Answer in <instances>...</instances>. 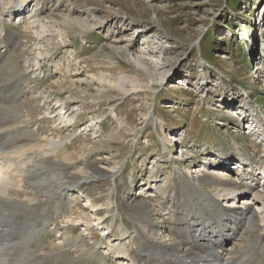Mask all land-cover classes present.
I'll return each mask as SVG.
<instances>
[{
    "label": "rangeland",
    "instance_id": "rangeland-1",
    "mask_svg": "<svg viewBox=\"0 0 264 264\" xmlns=\"http://www.w3.org/2000/svg\"><path fill=\"white\" fill-rule=\"evenodd\" d=\"M26 2L28 12L20 18L8 16L13 2L0 0V31L8 33L0 48L9 49H0V101H6V117L21 114L38 137L61 143L63 154L39 168L70 188L60 207L54 201L56 206L36 208L42 216L33 221L40 231L36 246L25 260L8 264H41L49 254H59L49 264H121L104 254L109 244L140 247L146 255L139 219L164 226L163 220L180 215L172 199L143 190L145 183V189L181 193L192 169L204 170L209 158L221 179L233 180L236 160L225 161V175L217 152L244 153L256 166L264 164V0ZM66 14L95 26L68 25ZM21 97H36L38 108L26 113L7 100ZM54 101L68 107L67 117L54 111ZM245 110L256 114L260 133L244 128ZM198 187L200 196L213 194L212 186ZM86 195L107 215L100 234L81 225L100 221L88 214L97 204L91 208ZM253 226L232 240L228 259L240 256L237 246H256L264 226ZM61 237L64 254L51 248L62 245ZM94 243L100 261L91 255ZM255 264H264L263 252Z\"/></svg>",
    "mask_w": 264,
    "mask_h": 264
},
{
    "label": "bare ground",
    "instance_id": "bare-ground-1",
    "mask_svg": "<svg viewBox=\"0 0 264 264\" xmlns=\"http://www.w3.org/2000/svg\"><path fill=\"white\" fill-rule=\"evenodd\" d=\"M10 1L13 2L14 7L13 11L8 14L9 17L13 14L20 17L28 12L26 0ZM6 2L7 0H2V3ZM63 21L68 25L81 28L95 26L92 20L83 21L67 14L63 16ZM6 22L8 21L4 24ZM7 34L6 30L0 31V37ZM0 61L1 64L3 60L0 59ZM133 63L136 64L134 59ZM12 99L7 100L13 101L17 108H28L26 113H32L36 107L38 108L35 105L36 97L28 100H25L27 99L25 97ZM21 99H24V102H21ZM0 105H2L0 114V264H8L25 260V256L30 254L36 246L35 236H40V231L33 226V221L40 216L36 208L39 205L56 206L54 201L57 207H60L70 186L58 182L57 176L51 174L46 168H39L45 159L63 154L58 152L61 143H54L43 136L38 137L30 122L22 120L21 114L6 117V101H0ZM57 113L61 115L60 112ZM229 114L233 115V113ZM243 114L244 128L249 133L255 131L260 133L261 124L255 118L256 114L252 115L247 110ZM172 140L174 137L169 136L167 142L172 143ZM238 148L237 146V150ZM233 155L227 152H217L215 156L222 160L217 166L222 168L220 171L227 175L230 168L225 161L235 159L238 163V176L247 177L249 185L242 186L230 179H221L217 171L212 170L214 163L209 160L210 158L205 159L208 162L203 161L204 170L200 171L195 167L192 169L189 173L191 181L187 182L181 193L153 186L145 189L147 185L145 183L142 189L149 190V195H160L164 197L163 199L168 197L172 199L171 201L178 205L180 216L174 217L173 220L169 218L163 220V216H160L159 219L165 221H162L164 226L157 223L150 225L147 221L139 219L137 229L144 232L142 237H147L145 251L148 254H141L140 247L133 249L128 247L129 245L120 247L117 244H109L105 254H112L115 259L121 261V264H196L198 261H201L200 264H255L262 252L264 253L263 232L257 233L255 247H252L253 241L249 245H244L242 250L239 246L235 248V251L240 253L239 259L233 260L227 257L234 251L232 240L235 241L237 236H242L246 228L251 229L253 225L264 226V164L258 169L261 172L257 171L256 174L254 161H250L248 155L236 154L237 158ZM170 156H172L171 152ZM206 156L209 154L207 153ZM69 160L70 155L65 156L63 164L68 165L66 162ZM150 174H152L149 176L151 179L156 178L152 171ZM198 184L212 186L211 197L205 198L206 193L204 196L198 195V192L202 190ZM86 197L89 199L88 195ZM133 202L134 200L128 202V206ZM159 210L166 212L167 208L160 205ZM102 213V211L96 213L94 210L88 212L93 217H100L103 224V220L106 219L101 215ZM169 214L170 212H167L165 216L169 217ZM84 216L88 219L89 215ZM141 216V214H135L137 218ZM100 231H104V227H101ZM191 232L200 233L192 235ZM206 234L208 239L205 237ZM126 238L125 236L124 239ZM65 239L62 238V245L52 244L51 248L60 249V254L66 253L62 250L65 246ZM57 255L59 254H49L48 257L41 259V264L45 261H47L46 264L56 261L54 258ZM91 255L97 257L99 261L102 257L95 250Z\"/></svg>",
    "mask_w": 264,
    "mask_h": 264
}]
</instances>
